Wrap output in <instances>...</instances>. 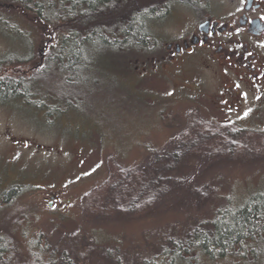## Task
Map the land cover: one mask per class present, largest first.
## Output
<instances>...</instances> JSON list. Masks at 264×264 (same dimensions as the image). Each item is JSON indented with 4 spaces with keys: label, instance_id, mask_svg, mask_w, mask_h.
Instances as JSON below:
<instances>
[{
    "label": "rangeland",
    "instance_id": "rangeland-1",
    "mask_svg": "<svg viewBox=\"0 0 264 264\" xmlns=\"http://www.w3.org/2000/svg\"><path fill=\"white\" fill-rule=\"evenodd\" d=\"M17 7L0 11L26 28L10 35L0 20L3 75L35 67L54 38ZM92 16L89 25H115ZM133 48L98 50L100 82L71 108L0 102V264H143L264 191V81L223 112L211 97L216 77L196 55L143 78ZM11 57L31 60L8 66Z\"/></svg>",
    "mask_w": 264,
    "mask_h": 264
},
{
    "label": "flooded vegetation",
    "instance_id": "flooded-vegetation-1",
    "mask_svg": "<svg viewBox=\"0 0 264 264\" xmlns=\"http://www.w3.org/2000/svg\"><path fill=\"white\" fill-rule=\"evenodd\" d=\"M96 2L97 14L106 15L104 18L117 25L114 37L133 42L134 50L142 57L141 61H134L133 71L143 78L148 74L163 75L169 69L177 72L180 62L196 55L205 69L216 77V92L211 97L223 112L234 108L247 92L259 89L264 81V0ZM20 9L24 14L31 13L34 23L44 22L37 13L32 14L35 7L27 11L21 5ZM73 15L68 13V23L85 21L82 16ZM172 26L181 29L173 31ZM44 52L39 53L36 67L44 62ZM91 67V70H84L90 72L88 75L80 72L73 77L70 75L69 78L76 80L69 86L72 91L66 100L68 104L73 106L74 102H81L88 90L84 85L98 82L96 76L99 75L91 74L96 66ZM115 67L118 74V56ZM130 72L128 68L127 73Z\"/></svg>",
    "mask_w": 264,
    "mask_h": 264
},
{
    "label": "trees",
    "instance_id": "trees-1",
    "mask_svg": "<svg viewBox=\"0 0 264 264\" xmlns=\"http://www.w3.org/2000/svg\"><path fill=\"white\" fill-rule=\"evenodd\" d=\"M96 4V0H0L2 12H15L14 5H22L27 11L35 7L32 14L35 12L44 19L39 26L54 36L48 41V53L44 54V62L39 67L14 71L15 75H3L0 71V102L23 99L29 105L35 103L45 107L44 103H32L31 99L52 98L53 102H64L68 108L66 100L70 96L61 88H69L70 83L76 80L69 78L68 73L73 77L83 70H91V65L96 66L98 50L107 53L135 47L131 41L114 37L117 25H89L94 20L92 14L97 11ZM79 6L82 10H77ZM17 8L21 12L20 7ZM68 13H73V17L82 16L85 21L68 23ZM0 20L8 34L21 36L26 33V28L17 19L3 16L0 12ZM52 39L55 40L53 44ZM30 60L14 61L11 57L5 61L10 66L29 63ZM53 71H58L59 75L52 74ZM97 80L100 82V78ZM42 87L46 88V93L39 95L37 89ZM48 109L50 115L58 111L55 107ZM8 193L3 194L5 202H8ZM190 235L183 240L170 238L168 247L162 248L152 259L144 260L143 264H264V191L252 194L237 208L218 210L210 229L203 230L197 226ZM5 249L0 245V253Z\"/></svg>",
    "mask_w": 264,
    "mask_h": 264
}]
</instances>
